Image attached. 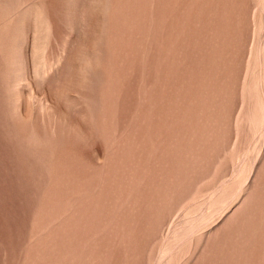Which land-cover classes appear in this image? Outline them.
<instances>
[{"label": "rangeland", "instance_id": "obj_1", "mask_svg": "<svg viewBox=\"0 0 264 264\" xmlns=\"http://www.w3.org/2000/svg\"><path fill=\"white\" fill-rule=\"evenodd\" d=\"M0 264H264V0H0Z\"/></svg>", "mask_w": 264, "mask_h": 264}]
</instances>
